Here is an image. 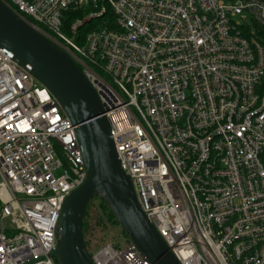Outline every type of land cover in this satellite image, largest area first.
Instances as JSON below:
<instances>
[{
  "label": "built area",
  "instance_id": "1",
  "mask_svg": "<svg viewBox=\"0 0 264 264\" xmlns=\"http://www.w3.org/2000/svg\"><path fill=\"white\" fill-rule=\"evenodd\" d=\"M3 1L78 61L179 263L264 264V45L252 35L264 0ZM83 7L93 11L65 26ZM109 10L114 26L81 35ZM75 128L0 46V264H59L63 205L87 178ZM86 241L94 264H151L129 239Z\"/></svg>",
  "mask_w": 264,
  "mask_h": 264
},
{
  "label": "water",
  "instance_id": "2",
  "mask_svg": "<svg viewBox=\"0 0 264 264\" xmlns=\"http://www.w3.org/2000/svg\"><path fill=\"white\" fill-rule=\"evenodd\" d=\"M0 46L50 90L65 110L82 149L87 178L66 198L53 256L59 264H94L83 222L88 205L102 198L123 231L151 264H180L141 208L129 175L121 168L110 123L98 92L78 61L0 0Z\"/></svg>",
  "mask_w": 264,
  "mask_h": 264
},
{
  "label": "trees",
  "instance_id": "3",
  "mask_svg": "<svg viewBox=\"0 0 264 264\" xmlns=\"http://www.w3.org/2000/svg\"><path fill=\"white\" fill-rule=\"evenodd\" d=\"M98 11L99 9H95ZM93 11L92 8L83 7L80 9L70 10L65 13L64 21L65 26L71 25L74 21L78 19H85L89 13ZM28 19H31L27 16ZM106 20V21H104ZM115 16L111 10H109L106 14L102 15L99 18H92L88 22H86L81 28L80 33L83 36L84 34L97 29L103 22H108L110 26H114ZM254 31L252 33L263 45H264V27H260L256 24H253ZM66 28V27H65ZM93 222L98 226H102L103 229H110L113 225H120L110 208L107 206L105 201L96 197L87 207L84 216L83 222V233L85 237V231L92 230ZM125 237L128 235L123 231ZM86 239V238H85ZM86 245L88 246V241H86Z\"/></svg>",
  "mask_w": 264,
  "mask_h": 264
},
{
  "label": "rangeland",
  "instance_id": "4",
  "mask_svg": "<svg viewBox=\"0 0 264 264\" xmlns=\"http://www.w3.org/2000/svg\"><path fill=\"white\" fill-rule=\"evenodd\" d=\"M85 238L92 242V245H99L103 243H113L115 246H122L127 237L123 234V228L121 225H113L110 229H103L102 226H97L94 222L92 230L85 231Z\"/></svg>",
  "mask_w": 264,
  "mask_h": 264
}]
</instances>
